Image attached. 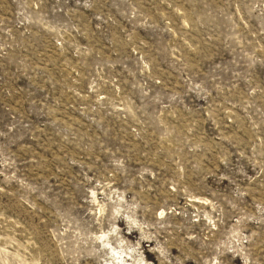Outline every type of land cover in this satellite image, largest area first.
<instances>
[{"label": "rangeland", "instance_id": "374dc122", "mask_svg": "<svg viewBox=\"0 0 264 264\" xmlns=\"http://www.w3.org/2000/svg\"><path fill=\"white\" fill-rule=\"evenodd\" d=\"M0 264H264V0H0Z\"/></svg>", "mask_w": 264, "mask_h": 264}]
</instances>
